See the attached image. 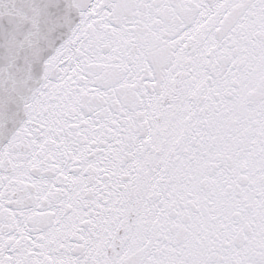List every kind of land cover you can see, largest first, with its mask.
<instances>
[{"label":"snow or ice","instance_id":"1","mask_svg":"<svg viewBox=\"0 0 264 264\" xmlns=\"http://www.w3.org/2000/svg\"><path fill=\"white\" fill-rule=\"evenodd\" d=\"M0 264H264V0H0Z\"/></svg>","mask_w":264,"mask_h":264}]
</instances>
